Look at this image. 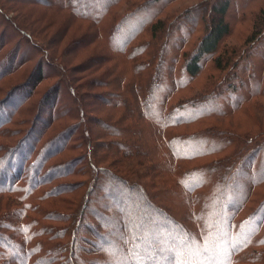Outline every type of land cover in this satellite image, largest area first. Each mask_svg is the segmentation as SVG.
<instances>
[{"label":"trees","instance_id":"1","mask_svg":"<svg viewBox=\"0 0 264 264\" xmlns=\"http://www.w3.org/2000/svg\"><path fill=\"white\" fill-rule=\"evenodd\" d=\"M75 1L76 3L73 5ZM124 1L108 0L102 7L94 10L90 6H87L94 3V0H86L84 2L83 0H57L55 4L49 3V5L59 4V10H66L69 14L76 15L82 21L94 24L96 28L98 27L99 39L103 40L107 46L113 47L116 45L114 44L117 36L115 35L116 31L123 28L122 26L137 11L145 9L151 2H157L158 0H142L134 9L135 11L130 9V12L119 16L116 11L117 6ZM229 9L230 2L228 1L221 2L220 6L219 4L209 6L204 2L200 6L188 8L184 13L182 12L179 18H174L172 26L171 23H167L162 19L152 24L150 27L151 39L145 41L142 46H131L132 36L125 37L124 40L122 39V43L119 44L116 51L126 58L123 60L125 65H123L124 70L121 72V75H124L120 78V83L117 80L118 77H116L115 82L107 81L103 83L106 87H113L118 91H109L108 93L111 95L109 100H107L108 98L104 99L101 94L95 95V93H90L91 96H99L105 100V106L102 108L109 109L118 118L115 119L113 116L104 115L108 121L103 119V117L99 119L98 125L104 131L103 136L110 139L102 145L105 150L104 154L102 151L100 153H92V156L88 157L86 151H84V153H80L74 158L66 159L63 162L47 167L51 159L71 148L70 142L73 136L80 132L82 127L79 122L80 120L77 121V125L72 123L70 124L71 127L67 126L63 133L61 131L56 135H51L44 141V138L55 123L63 121L68 115L72 116V114H68L65 110H62V107L56 109L60 106V102H55L52 108H50V116L37 129V124L42 121L41 115L46 103L50 99L53 103V97L49 92L50 88L45 92L38 104L37 112L33 115L32 120L21 119L18 122L16 121L15 117L25 105L32 101L41 83L46 78L52 76L51 74L44 75L41 71L42 69H38L34 80H30V75V77L28 76L29 78H26L22 83L14 85L10 89V92H7L8 94L4 97V100L0 102V112L9 101L18 96L17 93L20 90H23L25 86L30 87L28 93L20 96L22 98H19L20 100H18L16 105L7 109L2 114L3 116L0 118V133L1 130L7 131V129L4 130L3 128L9 124L16 123L20 125L24 121L30 124V126L26 131L22 132L21 137L15 143L16 145L6 150L8 154L4 156V159L9 158V162L12 161V164L18 166L19 174L13 179H8V188L1 189L0 195L9 194L19 200L20 204L8 201L6 203L8 205L4 206V211L0 214V264H129L130 259L140 261L143 264H155V262L164 259L171 261L172 264H176L177 261H187V264H264V198L259 202L255 201V203L258 202L257 205L247 215L242 216L248 204L252 201L255 188L257 189L260 185L264 184L262 183L264 182L262 181L264 180V174L262 176L263 179H253V182L248 183L243 195L234 199L233 204L231 201L225 202V196L221 195L223 194V189L226 188L227 190V188L233 187V181H231V184L230 182H226V179H216L218 170L217 167L215 169L213 166H218L219 164L191 165V162L197 159L221 152L225 148L227 150L230 146L234 150L237 148L236 151L238 149L244 151L245 145L250 138L241 140L243 136H240L238 141L236 137L232 140H226L222 137L215 138L213 134L217 133L213 132L208 126L206 128L200 127L198 131L194 132L185 131L182 133L177 131L179 126L193 125L195 122L212 115L225 113L229 107L221 109V113L218 109L206 110L203 108L220 98L221 89L229 91L232 88L236 91V87H231V83L227 86L222 83L225 85L224 88L215 87L210 93L204 95L195 94L177 103L164 106L158 113V124L155 123L157 126H151L148 122L150 119L153 121L150 114L155 109L156 91L160 84V79L164 76L163 67L166 63V47L168 40L173 35V30L176 28L180 30L184 27V29L188 30L187 35L191 36L196 32L201 22L200 25L204 30V35L195 45L194 50L183 55L185 60L183 73L188 74V78H196L201 73L204 60L209 56L214 58L216 67L223 71L238 66L241 57L238 60L235 59L238 55L237 51H235L234 56L229 54L230 56L227 58L219 54L234 28L233 24L226 20ZM199 10L205 12L204 21L197 22L198 24L196 23L195 26L192 22L189 23V19L199 12ZM215 15L218 17L215 18ZM255 18L254 31L248 37V40L254 44L256 42L259 44L264 39V8H262ZM166 29H168L167 33H165ZM24 34L34 42V44L32 43L33 46L36 47L38 45L31 35H28L26 32ZM140 34L141 32L135 33L134 39L139 38ZM159 34H162L161 37H158ZM157 37L160 44L158 53L156 54L157 48L154 40ZM22 42L20 39L16 43H12V40L9 39L2 43L0 52H4L9 47L17 55L18 52L21 55ZM40 46L39 44L38 47L40 48ZM153 51L156 52L154 53ZM48 52L50 53L49 50ZM79 55H81L80 51L76 54V58ZM141 57L142 59H140ZM53 58L55 61L59 59L56 58L55 54ZM28 62V59L20 58L17 66H13L11 68L13 70L6 73L4 70L0 78L2 79L11 75ZM36 62V66H39V64L44 65L43 58ZM57 65L64 69L60 62ZM91 75L95 77V75ZM56 76H59V74H56ZM143 77L144 79H142ZM152 77H154L153 83H151ZM59 78L61 80V77ZM81 78H83V75L78 76V81ZM188 78L187 76H183L181 88L189 84ZM91 84L94 83L91 82ZM72 87L78 90V88ZM55 88L56 92L60 94L61 85L56 84ZM89 88L92 87L89 85ZM261 89L258 87L253 94L256 92L260 94L259 90ZM251 93L252 91L249 94ZM87 96L90 97V95ZM254 97L252 96L251 98ZM249 98L247 97L248 100H250ZM81 104L83 105V103ZM217 105L221 107V105ZM92 118L88 119L92 120ZM205 135H207L206 140L199 139ZM81 136L77 147L84 150L86 144L81 140ZM157 137H159L158 143H156ZM210 137L214 138V140L209 139ZM218 139L222 140L221 144L217 146L211 144ZM250 140L254 142L252 143L251 154L259 155L264 152V137H260L257 141L252 137ZM200 141H205L206 146H202L199 149L194 148L196 147L195 144ZM159 143L169 144L172 150L170 152L172 158L169 159L170 163L167 166L163 159L160 161L159 157L156 156V154L164 155V151L162 149L160 151V146H157ZM112 146H116L120 150L119 155H117L119 157H116L119 159V165L110 166L108 164L105 166V161L109 160L110 155H113V148H110ZM177 146L180 148L179 151L175 149ZM231 147L229 150H232ZM23 149L26 150L25 153ZM248 156L243 155L241 161L238 158L231 157L227 161L229 170L235 174L238 173L237 170L240 162L243 164V160ZM19 157L20 161L18 160ZM88 158L90 159L88 166L93 171H98V174L93 179L94 183L90 185L89 193H87L88 196L86 195L87 198L81 211L78 207L71 208L70 215L57 211V209H53L55 212L46 211L47 209L45 206L42 207L40 202H47L48 199H59L62 194L74 191V189L69 188L72 183L53 185L54 182L72 173L74 174L76 167L82 164L83 161L88 160ZM183 162H187V164L183 165ZM134 165L137 169L139 168L140 173L142 172L141 174L137 173L138 171L136 172V175H134L136 179L117 176L114 173L116 171V173L128 174L130 176L132 175L131 168ZM145 166H151V169L157 168V175H154L151 170L140 169ZM65 167V170L57 172L58 169ZM166 167L170 169V174H175L179 178L162 179V176L166 175ZM88 170L89 168L86 171ZM104 174L110 178L114 177V180L125 189L124 192L120 188L110 187V190H107L105 194L106 199L108 197L117 201V199L123 198L124 202L132 206L137 204L141 198V200H147L146 205L151 209V212L147 214L146 227L143 229L142 235L137 234L138 237L136 236L134 223L138 224L139 214L132 211L131 215H128V213L126 216L124 215L125 220L130 219L132 221L133 233L128 236L126 232L120 231L118 243H120L121 248L118 251L117 257L107 246L100 247L98 243H92L91 246L89 245L91 241L85 245L81 244L79 233L77 232L83 220L87 215L92 213L88 212L89 206L93 203L92 197L98 187V179ZM197 175H201L202 179H196L189 183L190 179L188 178H193ZM157 177H160V179H150L148 181V178ZM47 186H49V189L41 190ZM62 186L64 187L62 188ZM148 186L157 188L158 190L151 192ZM167 193L176 197L175 202H178L179 206L183 208L184 211L181 217L170 215L167 213V208L163 207V205H158L161 202L159 199V197L162 198L161 194ZM206 199L210 204L215 203L217 205L214 207V213L218 211V206H221L223 208L222 215L215 214L214 216V213L211 212L206 218H203V201ZM154 204L158 206H154ZM1 207L3 206L0 205ZM211 215L213 219L209 220V216ZM94 216L99 220H104L107 217L101 215L99 218L97 214ZM10 219L14 223H11ZM48 220L57 223L68 222L70 220L76 226L72 229L70 235L71 227H58V225L49 223ZM5 229H10L13 233L4 232ZM86 229L91 235L90 230ZM187 230L192 233V237L186 234ZM156 233L164 240L163 243L160 244L155 240ZM93 235L100 240L104 239V236L108 234L99 230L98 233ZM239 240L241 241L237 243ZM139 242L140 245L147 243L144 250L136 245ZM79 250L81 253H78ZM95 253L99 254L97 259H93L92 257ZM145 256L148 257L147 260L144 259ZM203 257H206V260Z\"/></svg>","mask_w":264,"mask_h":264},{"label":"rangeland","instance_id":"2","mask_svg":"<svg viewBox=\"0 0 264 264\" xmlns=\"http://www.w3.org/2000/svg\"><path fill=\"white\" fill-rule=\"evenodd\" d=\"M84 1L86 0H83V2ZM106 1L108 0H94V3L86 5L90 6V8L94 10L102 7ZM225 1L230 2V9L226 15V20L227 22H231L234 28L232 34L222 46L219 54L224 58H227L230 55L234 56L235 51H237L238 55L235 59L238 60L241 57L238 66L235 68L231 67L229 70L223 71L222 69L216 67L214 58L209 56L204 60L201 73L196 78H188V74L183 73L185 61L183 55L194 50L193 48L204 35V30L200 25L201 22L199 23L196 32L191 36L187 35L188 30L184 29V27L180 30L176 28L173 30L172 37L168 40L166 47V63L163 67L164 76L160 79V84L156 91V101L154 103L155 109L152 114H150L154 122L151 121V119L148 122L151 126H157V120L159 119L158 113L164 106L177 103L180 100L187 99L195 94L204 95L210 93L215 87L224 88V84L227 86L231 83V87H236V91L232 88H230L229 91H227V89H221L220 98L212 103H209L205 108H203L206 110L218 109L221 113V109L229 107L225 113L212 115L201 121L195 122L193 125L179 126L177 131L182 133L185 131L194 132L198 131L200 127L206 128L208 126L213 132L217 133L213 134L215 138L222 137L226 140H232L236 137L238 141V138L243 136L241 140L249 138L252 139L253 137L257 141L260 137H264V39L261 43L258 44L256 42L254 44L253 42H249L248 37L254 31L253 26L256 21L255 16L262 10V8H264V0H158L157 2H151L145 9L137 11L135 15L129 19L124 26H122L123 28L116 31L115 35L117 36L114 40V44L116 45L113 47L107 46L103 40L99 39V30L94 24L82 21L77 18L76 15L69 14L66 10H59V4L49 5V3L55 4L57 0H0V49L1 45H3L2 43L9 39L12 40V43H16L20 39L23 41V45H21L22 49L20 51L21 55H19V52L17 55L14 50L11 51L9 47L6 48L4 52H0V73L2 72L0 77L4 73V70L5 73L13 70L11 68L15 65L17 66L20 58L29 60L28 63L11 75L2 79L0 78V102L4 100V97L8 94L7 92H10V89H12L14 85L22 83L26 78H29L30 75V80H34L37 76L38 69H42L41 71L44 75L51 74L52 76L46 78L41 83L38 87L37 93L32 98V101L25 105V107L21 109L15 117L16 121L18 122L21 119L32 120L33 115L37 112V107L42 97L45 92L51 88L49 92L53 97V103L51 102V99L46 103L41 115L42 121L37 124V129H39L42 126V123H44L50 116V108H52L55 102H60V106L56 109L62 107V110H65L68 114H72V116L70 117L68 115L63 121L55 123L44 138V141H46L51 135H56L61 131L63 133L67 126L71 127L70 124L72 123L77 125V121L79 120L80 125L82 126L80 132L73 136L70 142L71 148L59 156L51 159V161L47 164V167L63 162L66 159L74 158L76 155L84 153V151H86V155L88 157H90V155L92 156V153H100L102 151L104 154L105 150L102 145L110 139L103 136L104 131L100 125H98L99 119H102L103 117V119L107 120L104 115L113 116L115 119L118 118L115 117V114L109 109L102 108L105 106V100L99 96H91L90 93H95V95L101 94L104 99L108 98L107 100H109L111 95H109L110 93L108 92L118 91L116 88L106 87L103 83L107 81L115 82L116 77H118L117 80L120 83V78L124 75H121V72L124 70L123 65L125 64L123 63V60L126 58L121 56V54L116 51V48H118L119 44L122 43V39L124 40L125 37L132 36V40L130 42L131 46H142L145 41L151 39L150 27L158 20L162 19L167 23H171L172 26V23H174L175 20L174 18H179V16L182 15V12L184 13L188 8L200 6V4L204 2H206L209 6L217 4L220 6L221 2ZM140 2H142V0H125L124 2H121L117 6V14L122 16L124 13L130 12V9L135 11L134 9ZM75 3L76 1L73 5ZM204 13L205 12L203 10H199V12L189 19V23L192 22L193 25L196 26L197 22L202 20L204 21ZM217 17L218 16L215 15V18ZM167 30L168 29H166L165 33H167ZM24 32L31 35L35 39L34 41L37 42L38 45H41L40 48L36 44V47L33 46L34 42L30 37L24 34ZM137 32H141L140 37L134 39L133 36ZM161 35L162 34H159L158 37H161ZM158 37L154 40L157 52H153H156V54L158 53L160 44ZM79 51L81 55L76 58V54ZM54 54L56 58H59L58 61H55L53 58ZM41 58H43L44 65L42 66L39 64V66H36V61ZM140 59H142V57ZM59 62L63 65L64 69L57 65ZM56 74H59V76H56ZM91 74L95 75V77ZM80 75H83V78L78 81V76ZM183 76H187L189 84L186 87L181 88ZM59 77H61V80ZM142 79H144V77ZM153 79L154 77H152L151 83H153ZM91 82L94 84H91ZM56 84L61 85L62 90L60 89V94L59 92H56ZM89 85L92 88H89ZM72 86L78 88V90ZM258 87L262 89L259 90L260 94L258 92L255 93L259 94L256 96L253 92ZM29 89L30 87L25 86L23 90H20L17 93L18 96H15L12 101H9L8 104L5 105L3 110L0 112V118L7 109H10L12 106L17 104L18 100L22 98H20V96L28 93ZM251 91L252 93L249 94ZM87 95H90V97ZM252 96L255 97L251 98ZM247 97H250V100H248ZM245 99L247 100L245 101ZM81 103H83V105ZM217 104L221 105V107ZM90 117H93L92 120L88 119ZM29 126L30 124L23 121L20 125L15 123L5 126L3 129H7V131L1 130L0 190L7 189L9 185L8 179H13L19 174L18 166L12 164V161L9 162V158L4 159V156L8 154L6 150H9L11 147L16 145L15 143L21 137L22 132L26 131ZM80 135H82L81 140L85 142L87 149L84 147L83 150L82 148L77 147L80 143ZM161 136L164 137L163 134H161ZM158 138L159 137H157L156 143H158ZM199 139L206 140L207 135ZM209 139L214 140L212 137ZM250 139L246 143L244 151L239 149L236 151L237 148L234 150V148L230 146L232 150H229L230 147H228L227 150L225 148L223 151L221 150V152H217L191 162V165L219 164L218 166H213L215 169L217 167L218 170L216 179L223 178L226 179V182H230L231 184V181H233V187H230L229 189L227 188V190L226 188L223 189V194H221L222 196H225V202L231 201L234 204L233 200L243 195L248 183L253 182V179L264 178H262L264 174V152L259 155L251 154L252 143L254 142ZM221 142L222 140L218 139L211 144H215L217 146L218 144H221ZM158 145L160 146V151L161 149L164 151V155L156 154V156L159 157L160 161L163 159L166 163L165 165L167 166L170 163L169 159L172 158L170 155L172 150L170 149L169 144L159 143L157 146ZM195 146L196 147L194 148L199 149L202 148V146H206V143L205 141H200L196 143ZM110 148H113V155H110L109 160L105 161V166L108 164L110 166H118L119 159L116 157H119L117 155H119L120 150L116 148V146H112ZM175 149L179 151L180 148L177 146ZM23 151L25 153L26 150L23 149ZM243 155L249 156L243 160V164L240 162V166L237 170L238 173L235 174L233 171L229 170V164L227 161L231 157H235V159L238 158L241 161V157ZM18 160L20 161V157ZM89 163L90 159L88 158V160L83 161L82 164L76 167L74 174L72 173L67 177L60 178L53 184L72 183L69 188L74 189L73 192L68 194L64 193L59 199H48L47 202H40L41 206H45L47 209L46 211L55 212L53 209H57V211L65 213L66 215H70L71 208L74 209V207H78L81 211L85 199L88 196L87 193H89L90 185L94 183L93 179L96 177V174H98V171H93L88 166ZM182 164H187V162H183ZM88 168L89 170L86 171ZM65 169L66 167L60 168L57 172ZM131 169L132 175L130 176L128 174L116 173V171L113 172L117 176L136 179V176L134 175H136L137 171V173H140L139 168L137 169L134 165ZM140 169L151 170L154 175H157L156 173L158 171L157 168L151 169V166H145ZM166 169V175L162 176V179L179 178L175 174H170L169 168L166 167ZM114 179V177L110 178L105 174L98 179V187L94 192L92 197L93 203L89 206L88 211L92 213L87 215V217L83 220L82 225L79 227L77 232L79 233L81 244L83 243L85 245L87 242L91 241V244H89L91 246L92 243H98L100 247L107 246L117 257L118 251H120L119 249L121 248L120 243H118L120 231L122 230L123 232H126L128 236L133 233V223L130 219L125 220L126 214L128 213V215H131L132 211L139 214H137L138 224L136 225L134 223L137 236V234L142 235L143 229L146 227V220L148 219L147 214L151 212V209L146 205L147 200H141V198L138 200L137 204L132 206L124 202L125 200L123 198L119 200L117 199V201L108 197L106 199L105 194L107 193V190H110V187L120 188L125 192L124 187ZM150 179H160V177L148 178V181H150ZM188 179H190L189 183H191L196 179H202V177L201 175H197ZM63 187L64 186H62V188ZM148 188L151 192L158 190L157 188L149 186ZM43 189H49V186L44 187L41 190ZM161 196L162 198L159 197L161 202L158 200V202H160L158 205H163V207L167 208V213L174 216L178 215V217L183 215L182 212L184 210L181 206H179L178 202H175L176 197L171 196L170 193L161 194ZM125 198L127 197L125 196ZM263 198L264 184L260 185L257 189L255 188L252 201L248 204L242 216L244 217L247 215L250 210ZM8 201L20 204L19 200L9 194L0 195V205L3 206L0 208V214L3 213L4 206L8 205L6 204ZM255 201L258 202L255 203ZM158 205L154 204V206ZM203 205V218H206L208 214H211V212L214 213V207L217 206L215 203L210 204L207 199L203 201ZM222 212L223 208L218 206V211L214 213V216L215 214L222 215ZM93 214H97L99 218L101 215H105L107 217L104 218V220H99ZM211 219H213L212 215L209 216V220ZM48 221L49 223L58 225V227H71L70 235L72 233V229L76 226L72 224V221L70 220L68 222L63 221L60 223L51 220ZM10 222L14 223L11 219ZM86 228L90 230L91 235L88 233ZM99 230L107 233L108 235L104 236V239L98 240L93 234L98 233ZM4 232L13 233L10 229H5ZM186 234L192 237V233L188 230ZM155 235V240H157L160 244L163 243L164 240L161 239V236L157 233ZM240 241L241 240L237 241V243ZM10 244L13 245L12 242H10ZM136 245L140 246L141 249L144 250L147 243L140 245L139 242L136 243ZM78 253H81V251L79 250ZM92 257L93 259H97L99 254L95 253ZM144 259L147 260L148 257L145 256ZM203 259L206 260V257H203ZM129 264L143 263L130 259Z\"/></svg>","mask_w":264,"mask_h":264},{"label":"snow or ice","instance_id":"3","mask_svg":"<svg viewBox=\"0 0 264 264\" xmlns=\"http://www.w3.org/2000/svg\"><path fill=\"white\" fill-rule=\"evenodd\" d=\"M155 264H172V262L164 259L160 262H155ZM176 264H187V261H177Z\"/></svg>","mask_w":264,"mask_h":264}]
</instances>
